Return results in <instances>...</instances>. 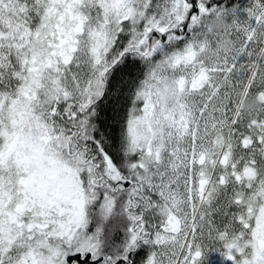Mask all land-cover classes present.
Segmentation results:
<instances>
[{
	"label": "snow or ice",
	"instance_id": "snow-or-ice-1",
	"mask_svg": "<svg viewBox=\"0 0 264 264\" xmlns=\"http://www.w3.org/2000/svg\"><path fill=\"white\" fill-rule=\"evenodd\" d=\"M0 264H264V0H0Z\"/></svg>",
	"mask_w": 264,
	"mask_h": 264
}]
</instances>
